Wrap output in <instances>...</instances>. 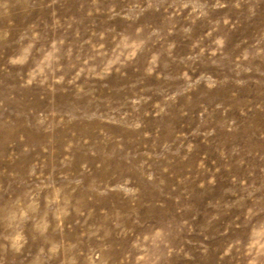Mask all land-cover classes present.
Wrapping results in <instances>:
<instances>
[{"label":"rangeland","instance_id":"obj_1","mask_svg":"<svg viewBox=\"0 0 264 264\" xmlns=\"http://www.w3.org/2000/svg\"><path fill=\"white\" fill-rule=\"evenodd\" d=\"M244 130L264 0H0V264H264Z\"/></svg>","mask_w":264,"mask_h":264},{"label":"bare ground","instance_id":"obj_2","mask_svg":"<svg viewBox=\"0 0 264 264\" xmlns=\"http://www.w3.org/2000/svg\"><path fill=\"white\" fill-rule=\"evenodd\" d=\"M247 129H248V131H252L254 133H256V131H257L256 128H247ZM248 131L244 130L241 134L233 135L234 139H240V141H242L243 144L245 145L247 152H249V151H261L264 147V141L253 142L252 139L250 140L247 136ZM117 168H119L121 170V163L117 165ZM238 235L239 236H246V238L248 240H250L251 243H256L258 241L259 247L264 245V241L262 240V232L257 228L249 229V228L242 227V230H240L238 232ZM161 250H162V248H158L156 250L157 254L162 253Z\"/></svg>","mask_w":264,"mask_h":264}]
</instances>
